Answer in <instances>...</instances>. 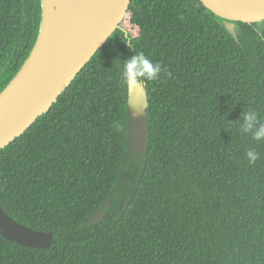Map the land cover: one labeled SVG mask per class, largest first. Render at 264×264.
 <instances>
[{"label": "trees", "instance_id": "trees-1", "mask_svg": "<svg viewBox=\"0 0 264 264\" xmlns=\"http://www.w3.org/2000/svg\"><path fill=\"white\" fill-rule=\"evenodd\" d=\"M42 14V0H0V93ZM235 25L237 37L199 0L131 1L51 109L0 149L3 209L55 237L40 250L0 236V264H264V140L241 127L247 111L264 121V21ZM137 53L167 69L143 83L151 137L139 163L121 86Z\"/></svg>", "mask_w": 264, "mask_h": 264}, {"label": "water", "instance_id": "water-1", "mask_svg": "<svg viewBox=\"0 0 264 264\" xmlns=\"http://www.w3.org/2000/svg\"><path fill=\"white\" fill-rule=\"evenodd\" d=\"M77 0H42V24L35 46L21 70L0 93V149L21 137L47 113L92 58L121 29L132 0H96L86 19L69 30L76 19ZM224 20L237 37V22L264 21V0H199ZM74 6V7H72ZM67 29L69 32H67ZM129 90V89H128ZM148 96L144 84L128 92L129 149L132 160H144L150 143ZM109 201L88 221L104 218ZM0 236L23 247L49 250L54 234L33 230L10 217L0 204Z\"/></svg>", "mask_w": 264, "mask_h": 264}, {"label": "clouds", "instance_id": "clouds-1", "mask_svg": "<svg viewBox=\"0 0 264 264\" xmlns=\"http://www.w3.org/2000/svg\"><path fill=\"white\" fill-rule=\"evenodd\" d=\"M264 40V35L259 37ZM167 72L166 68L158 62H153L143 53H137L123 63L121 70V86L129 90L139 89L144 81H155L159 79L161 72ZM242 131L248 134L255 141L264 140V121L258 119L256 111H247L242 117ZM260 158L259 153L249 149L246 152V159L250 165L255 164ZM139 159V156H137Z\"/></svg>", "mask_w": 264, "mask_h": 264}, {"label": "bare ground", "instance_id": "bare-ground-1", "mask_svg": "<svg viewBox=\"0 0 264 264\" xmlns=\"http://www.w3.org/2000/svg\"><path fill=\"white\" fill-rule=\"evenodd\" d=\"M79 1L80 4L79 7H77L78 9L74 10V15L76 16V19L70 22L71 25L69 27V30L74 29L78 24H80L86 19L91 6L96 0H77L76 3H78ZM69 30L67 29V32H69Z\"/></svg>", "mask_w": 264, "mask_h": 264}]
</instances>
